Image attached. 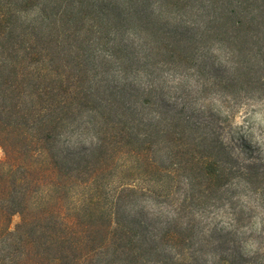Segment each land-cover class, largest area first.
Instances as JSON below:
<instances>
[{
  "label": "trees",
  "instance_id": "16d2710c",
  "mask_svg": "<svg viewBox=\"0 0 264 264\" xmlns=\"http://www.w3.org/2000/svg\"><path fill=\"white\" fill-rule=\"evenodd\" d=\"M249 98L264 0H0V264H192L190 224L141 210L188 184L232 210L216 264H264V226L240 248L256 210L236 200L264 212V154L223 137Z\"/></svg>",
  "mask_w": 264,
  "mask_h": 264
},
{
  "label": "rangeland",
  "instance_id": "374dc122",
  "mask_svg": "<svg viewBox=\"0 0 264 264\" xmlns=\"http://www.w3.org/2000/svg\"><path fill=\"white\" fill-rule=\"evenodd\" d=\"M213 101L215 106L220 108V101L216 100V97L213 98ZM223 137L226 142L232 145L233 152L241 161H248L256 155L264 154V100L249 98L245 103L240 104L235 109L234 115L230 119V126L225 129ZM241 137L249 143V147L246 149L240 145ZM94 140L95 138L89 134L75 132L69 135L66 144L74 151H86ZM2 157L3 152L0 149V158ZM237 190L239 194L236 200L247 210L252 206L256 210L250 225L237 231L240 239L247 237V241L240 242V248L242 247L245 252H250L257 246L258 239L254 235H257L264 226V212L256 205V202L251 198L254 196H251L249 191L243 192L241 187ZM189 193H191V188L188 184L177 188L164 199L146 195L141 201L143 205L141 210L146 214V218H159L160 221L173 220L180 216L182 223L187 222L191 227L192 245L189 249V259L192 264H216V257L232 247L230 242L221 243V239L218 237L224 231L233 230L230 225L232 210L228 205L218 206L216 197L203 202L202 206H198L194 200L188 197ZM183 197L187 198L183 205H180ZM138 210L136 208L133 211ZM18 220L19 217L13 215L10 227H14Z\"/></svg>",
  "mask_w": 264,
  "mask_h": 264
}]
</instances>
